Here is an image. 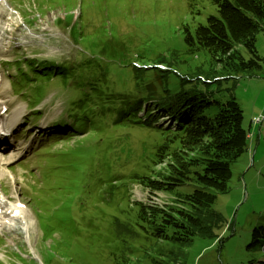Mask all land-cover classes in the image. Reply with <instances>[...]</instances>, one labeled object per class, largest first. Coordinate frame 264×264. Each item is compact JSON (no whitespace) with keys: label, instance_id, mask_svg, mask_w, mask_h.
Segmentation results:
<instances>
[{"label":"rangeland","instance_id":"rangeland-1","mask_svg":"<svg viewBox=\"0 0 264 264\" xmlns=\"http://www.w3.org/2000/svg\"><path fill=\"white\" fill-rule=\"evenodd\" d=\"M75 1L77 5L74 4ZM48 2L53 6L57 2L67 3V21L56 24L55 16L51 14L44 17L40 27L34 29L33 32L39 35L42 43V46H39L41 53L52 58L60 57L55 59L56 63L61 62L63 58L68 59L74 67L85 66H79L83 56L94 58L87 51V38H103L104 33L107 37L115 38L114 31H117L121 45L120 47L110 45V53L114 59L127 50L129 54L127 64L131 69L133 63L141 61L137 55L145 53L146 65H154L147 69L155 68V64H159L155 62L156 55L161 56L162 53L172 51L173 45L178 46L179 40L176 39L179 37L180 47L183 49L181 29L184 28V24H191L195 20L203 22L205 14L213 12L206 0L113 2L48 0ZM76 9L77 20L72 16V11ZM58 12L60 11L54 13ZM72 20L77 21L78 26L75 30L82 33V39H79L77 33H67V26ZM25 22L26 18H23V23ZM10 23L11 21L8 24ZM44 23H47L46 26ZM88 26L95 30L92 34L88 31ZM3 36L4 32L0 31V38ZM257 48L264 59V29L257 37ZM35 51H38V47ZM182 55L183 51L180 50V56ZM167 60L178 66L176 69L180 70L185 79L190 78L197 82L204 79L213 82L214 79L220 83L223 95L230 90L243 110L245 128L252 123L256 124L254 122L257 119L264 117V64L260 70L235 71L201 54L193 60L191 58L188 60L191 68L187 71L180 67L179 63H175L174 58ZM158 67L163 72H168L164 65ZM96 70L101 74L105 66L102 64L96 67ZM194 72L196 75H191L192 77L186 75ZM0 75L3 76L0 103L8 106L9 110L6 113L8 117L15 109H21L23 103L17 90L10 89L15 85L8 81L9 72L4 73L0 69ZM99 80L105 87L111 84V81L105 84L103 79ZM127 80L129 81L127 87L130 90L135 89L132 73L124 79ZM216 90L215 87L210 88V91ZM61 100L60 91H54L38 107L42 110L47 123H57L61 119L69 120L66 115L63 117L65 109ZM147 104L151 102L148 101L142 107L146 109ZM124 108L120 105L113 113ZM146 113L147 111L140 112L135 120L145 122L148 116ZM156 114L160 119L159 125L168 128L165 114L159 111ZM17 122L21 126L15 136L16 145H22L28 138L22 141L20 139H24L28 131L25 127L26 133L21 132L26 122L21 112ZM130 125L133 128L126 129L123 126L122 129L104 128L105 130L99 133H81L80 137H85L83 141L81 140L83 146L85 143H93L100 137L105 138V145H90L79 149L76 154L70 151L62 156L58 153L49 156L47 153L54 151H46L42 158H20L21 161L16 165L22 163L27 168L26 175L34 172L29 175L30 178L40 176L43 188L49 196L39 211L37 204L41 194L31 188L30 200L33 208L37 210L35 229L33 225L29 241L18 230L9 235L0 232V237L4 239V245L0 239V251L7 252L6 261L0 259V264H40L39 260L42 264H117L124 259L127 264H153L154 260L158 264H249L248 261L257 256L256 250H248L247 246L252 230L256 226L264 225V137L263 142L255 144L254 147L249 143L248 153L233 164L234 177L227 190L219 194L213 204L214 210L222 215L224 222L217 232H213L214 235L217 234L216 238L206 233L205 236L197 237L193 242L184 245L143 242L125 229L126 217L127 219L129 217L127 213L133 210L130 216L135 214L136 203L146 206L158 205L162 210L168 204H173L177 193H192L197 188L193 184L192 172L199 169L198 152H180L176 144L167 145L163 142L162 136L156 134L152 128L146 126L141 128L133 122ZM256 125H261L264 129V123ZM61 132L64 133L66 130ZM107 137L115 141L119 137L127 139L109 143ZM75 139L77 138L74 135H69L65 141ZM72 144L70 142L68 146ZM60 148L61 144L56 150ZM100 155H105V162L110 161L109 155L112 156L113 162L102 163L99 160ZM58 161H61L60 165L55 166ZM17 171L22 172L19 168ZM147 176L152 180L162 181L161 184L173 183L164 191H154L140 183ZM185 176L190 179H186ZM177 180L180 183L176 185ZM3 188L5 194H8L7 198L15 203L13 192L9 193L6 186ZM82 195L85 200L81 198ZM206 214L209 224L213 216L211 211H207ZM124 239L128 240V245L123 243ZM18 251L23 255H16Z\"/></svg>","mask_w":264,"mask_h":264},{"label":"trees","instance_id":"trees-1","mask_svg":"<svg viewBox=\"0 0 264 264\" xmlns=\"http://www.w3.org/2000/svg\"><path fill=\"white\" fill-rule=\"evenodd\" d=\"M206 1L213 12H207L203 22L195 20L191 24H184L181 29L183 49L180 47L179 37L176 39L179 40L178 46L172 42V51L156 55L154 61L159 64H155V68L147 69L154 65H146L145 53L137 55L141 61L133 63L131 69L127 64V50L114 59L110 53V45L120 47V40L111 42L104 33L103 38L86 39L87 51L94 58L83 56L79 66H85L71 67L67 61L63 68L57 69L64 74L68 72L66 80L74 81L71 90L79 98L68 111L75 121L72 127L74 131L89 134L99 133L104 128L122 129L125 126L127 129L133 128L130 125L133 122L141 128H152L162 136L163 142L167 145L176 144L180 152H198L199 169L192 172L193 184L197 188L192 193H177L173 204H168L162 210L158 205L136 203L135 214L130 216L133 210L127 213L129 217H126L125 229L143 242L184 245L206 233L216 238L217 234L214 235L213 232H217L224 222L222 215L214 210L213 204L233 179V164L248 153L249 130L244 126L243 110L232 92L227 90L223 95L220 83L214 79L213 82L206 79L201 82L185 79L180 70L176 69L178 66L167 58H174L175 63H179L187 71L191 68L188 60L201 54H205L213 62L223 63L229 70L262 69L264 59L257 48V37L264 29V0ZM191 5L193 8V4ZM107 23L105 18V24ZM87 29L91 34L95 31L89 26ZM77 35L79 39L83 38L82 33ZM180 50L183 51L182 56ZM102 64L105 70L98 74L96 67ZM159 65H164L168 72H163ZM80 68H85L82 75ZM131 73L134 75L136 91L127 87L128 80L124 81ZM194 74L195 72L186 75L192 77ZM98 77L105 84L109 81L111 84L103 86ZM212 87L217 90L210 91ZM148 101L151 104H147L145 109L142 105ZM120 105L125 108L116 112H121V116L116 118L109 111L113 113ZM143 111H147L148 115L145 122L135 120L136 115ZM157 111L165 114L168 128L159 125ZM103 140L105 138L100 137L95 142ZM107 140L110 141L108 137ZM185 178L190 179L188 176ZM161 182L147 176L140 183L154 191H164L173 183ZM179 183V180L175 182L176 185ZM207 211H211L213 216L209 224ZM123 243L128 245L129 242L124 239ZM247 248L256 250L257 253L256 257L248 261L249 264H264V225L252 230ZM117 264L127 263L124 259ZM153 264L158 262L154 260Z\"/></svg>","mask_w":264,"mask_h":264},{"label":"bare ground","instance_id":"bare-ground-1","mask_svg":"<svg viewBox=\"0 0 264 264\" xmlns=\"http://www.w3.org/2000/svg\"><path fill=\"white\" fill-rule=\"evenodd\" d=\"M54 7H59V5H55ZM33 37H27L25 38V41L31 40ZM19 115V110L16 109L10 119H7L8 123V129H11V127L14 126L16 122V117ZM0 143H6L4 138H1ZM24 148V145H22ZM22 146L20 145L19 148L22 149ZM13 156V155H11ZM4 200V199H3ZM17 204V203H16ZM19 206V207H18ZM15 206L12 210L13 217H9L6 220H2L3 226L2 229L8 233H11L13 231H21L26 237H24L27 241H29L30 238V228L32 227V224L28 223L29 217V210L26 208H21L20 205ZM9 207H12L11 204H7L6 209H9ZM18 216V217H16ZM5 217H8V214H5ZM1 256V254H0Z\"/></svg>","mask_w":264,"mask_h":264},{"label":"crops","instance_id":"crops-1","mask_svg":"<svg viewBox=\"0 0 264 264\" xmlns=\"http://www.w3.org/2000/svg\"><path fill=\"white\" fill-rule=\"evenodd\" d=\"M249 130V143L252 144V147H254L255 144H260L262 141V138L264 137V129L261 125L256 124H250L247 126Z\"/></svg>","mask_w":264,"mask_h":264},{"label":"built area","instance_id":"built-area-1","mask_svg":"<svg viewBox=\"0 0 264 264\" xmlns=\"http://www.w3.org/2000/svg\"><path fill=\"white\" fill-rule=\"evenodd\" d=\"M254 123L263 124L264 123V117L257 119Z\"/></svg>","mask_w":264,"mask_h":264}]
</instances>
